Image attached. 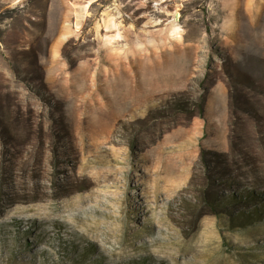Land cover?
<instances>
[{
	"label": "rangeland",
	"instance_id": "1",
	"mask_svg": "<svg viewBox=\"0 0 264 264\" xmlns=\"http://www.w3.org/2000/svg\"><path fill=\"white\" fill-rule=\"evenodd\" d=\"M19 260L264 264V0H0Z\"/></svg>",
	"mask_w": 264,
	"mask_h": 264
},
{
	"label": "trees",
	"instance_id": "2",
	"mask_svg": "<svg viewBox=\"0 0 264 264\" xmlns=\"http://www.w3.org/2000/svg\"><path fill=\"white\" fill-rule=\"evenodd\" d=\"M231 99H232V103L234 105L232 108H235V109L240 108L238 103H237V96L233 94V95H231ZM202 100H204V98ZM204 101L202 102L203 104H204ZM203 104L200 105L201 107L198 111V114L200 116H203V111H204ZM232 113L234 116L235 115L234 109H233ZM203 202H204V205L208 208H212V207L215 208L217 206V204H219V203H217V201L215 199L211 198L210 196H206V195L204 196Z\"/></svg>",
	"mask_w": 264,
	"mask_h": 264
},
{
	"label": "bare ground",
	"instance_id": "3",
	"mask_svg": "<svg viewBox=\"0 0 264 264\" xmlns=\"http://www.w3.org/2000/svg\"><path fill=\"white\" fill-rule=\"evenodd\" d=\"M180 32H181V30L179 29V28H176L175 27V29H174V31L172 32V36L173 37H180L182 34H180ZM112 79V78H111ZM153 79H155V81H160V80H162L163 79V77L162 76H160V77H153ZM164 81V80H163ZM140 83V82H139ZM126 87H127V85H126ZM141 87V86H140ZM124 95H126V94H124ZM42 214V213H41ZM39 218V217H38ZM41 224V223H40ZM4 226V225H3ZM29 226V225H28ZM6 227V226H5ZM20 227V226H19ZM23 227V226H22ZM34 227V226H33ZM10 231V230H9ZM46 231V230H45ZM18 232H20V231H18ZM39 235V234H38ZM58 235V234H57ZM58 237V236H57ZM14 238V237H13ZM47 239V238H46ZM25 240V239H24ZM71 240V239H70ZM73 241V240H72ZM8 242V241H7ZM17 242V241H16ZM27 242V241H26ZM48 242V241H47ZM24 248V247H23ZM22 248V249H23ZM11 249V248H10ZM21 249V248H20ZM74 250V249H73ZM30 251V250H29ZM34 252V251H33ZM44 252V251H43ZM51 252V251H50ZM44 254V253H43ZM50 255V254H49ZM29 256V255H28ZM36 256V255H35ZM16 258V257H15ZM54 258V257H53ZM27 259V258H26ZM31 259V258H30ZM44 260V259H43ZM50 260V259H49ZM72 260V259H71ZM21 262L22 261H20L19 260V264H21ZM38 262V261H37ZM46 262V261H45ZM72 263V262H71Z\"/></svg>",
	"mask_w": 264,
	"mask_h": 264
}]
</instances>
